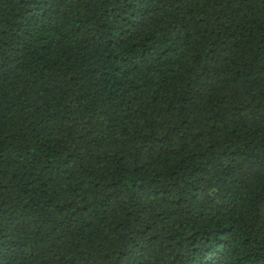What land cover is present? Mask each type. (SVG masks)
I'll use <instances>...</instances> for the list:
<instances>
[{
    "label": "trees",
    "instance_id": "16d2710c",
    "mask_svg": "<svg viewBox=\"0 0 264 264\" xmlns=\"http://www.w3.org/2000/svg\"><path fill=\"white\" fill-rule=\"evenodd\" d=\"M0 264H264V0H0Z\"/></svg>",
    "mask_w": 264,
    "mask_h": 264
}]
</instances>
